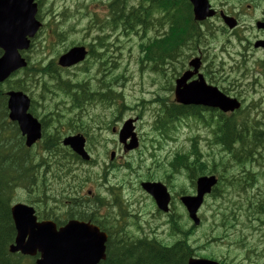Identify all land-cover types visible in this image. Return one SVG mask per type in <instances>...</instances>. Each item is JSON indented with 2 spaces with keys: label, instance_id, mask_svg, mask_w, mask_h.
I'll list each match as a JSON object with an SVG mask.
<instances>
[{
  "label": "flooded vegetation",
  "instance_id": "obj_1",
  "mask_svg": "<svg viewBox=\"0 0 264 264\" xmlns=\"http://www.w3.org/2000/svg\"><path fill=\"white\" fill-rule=\"evenodd\" d=\"M186 2L191 20L189 26L185 27V31L190 32L191 36L196 34L202 37L204 44L199 46V42H196L195 45L202 62L201 73L210 85L219 87L226 95L238 96L241 101L247 99V95L257 98V103H254V113L262 115L264 120V0H206L205 10L211 9L213 12L201 20L195 18L193 4L188 0ZM193 39H196V36ZM204 55L206 57L203 58ZM217 57L220 60L217 61L218 64H214V59ZM194 75L189 80L197 76V74ZM244 105L245 108L249 106L248 103ZM243 111L251 112L250 109H243ZM136 132L140 142L145 140V134L142 133L138 124ZM262 137L260 134L259 138ZM149 143L153 145L148 151L149 155L154 156L160 148H155L156 140ZM167 160L117 159L115 156L103 159L93 157L88 163L101 164L107 170V173L104 172L103 176L98 177L95 191L91 189L84 191L88 179L84 163L80 164L82 171L79 173L75 171L73 165L72 173H63L59 177L62 187L67 184L62 190L68 196L65 198V208L75 209L80 216L79 219L90 221L102 230L106 225H111L119 227L120 232L115 233H144L147 222L149 224L156 222L161 212L140 184L141 182H160L173 193L172 181L166 179L168 177ZM171 160L179 176L169 175V178H179L175 183L181 181L183 174L187 178L193 175V162L187 159ZM186 160L190 162L189 166L183 165L187 162ZM214 160L217 159H209V165L212 168L215 167ZM218 160L221 161L218 168H222L225 175L223 179L216 175V186L220 185V180L222 182L218 192L237 195L252 194L253 187L257 183L255 170L258 168L254 162L258 159H247V162L243 164L240 162L242 159ZM118 168L124 171V177L115 183L110 182L107 175L115 174L113 170ZM81 175H83L81 183L80 179L74 180V177ZM237 181L241 182L237 183ZM129 182L137 185L144 203L147 202L152 209L140 207L137 200L127 191ZM259 194L261 192H258L256 196ZM65 216L68 217L67 214ZM105 231L109 238L112 237L110 230Z\"/></svg>",
  "mask_w": 264,
  "mask_h": 264
},
{
  "label": "rangeland",
  "instance_id": "obj_2",
  "mask_svg": "<svg viewBox=\"0 0 264 264\" xmlns=\"http://www.w3.org/2000/svg\"><path fill=\"white\" fill-rule=\"evenodd\" d=\"M112 0H44L42 4L43 9V19L50 20V15L53 13V18L56 20L61 18V14L64 13V10L75 12L80 10L78 14H74L75 18H80L77 21L72 20L73 23L76 24L75 28L80 29L79 32L74 35L70 40L66 43L69 45L72 42H80L86 41L89 43L97 44L96 37L98 35H105L110 32V27L107 24L108 19L110 18V7L109 4ZM86 11V13L84 12ZM58 15V17H57ZM58 18V19H57ZM51 28H46L39 37H37L36 42L34 44L33 50L29 52L31 60L33 61L35 68H41L45 66L52 58H56L58 52H55V49L52 48L50 44L51 40H55L51 32ZM50 30V32H47ZM120 35V33H119ZM126 38L119 39L118 43L122 44L125 41V46L122 48L124 56L122 58H118L120 64H127L129 65L126 71V76L129 74V79L124 81L123 86V94L125 96V101L132 105L131 100L134 96L140 94V85L139 82L143 79V76L138 73L137 67L134 66L135 57L137 54V47L133 44L135 38L132 36L130 39H127L126 35H123ZM107 39H111V41L115 40V34L110 36H106ZM114 43V41H113ZM65 46V44H64ZM62 47V46H58ZM103 53H105L106 57V47L101 49ZM114 54V51H113ZM118 56V53L115 54ZM108 66H104L105 71L107 70ZM117 68V67H116ZM86 69V67H85ZM176 69L180 70V66L178 61H171L167 66V74L169 77H172L176 74ZM89 70V69H88ZM124 71V69H122ZM178 70V71H179ZM104 71V70H103ZM181 71V70H180ZM66 72V71H65ZM67 72L70 73L71 76L77 77L79 75V69L70 68ZM109 72V71H108ZM64 77L68 76L66 73L63 72ZM98 77L99 84L103 75L102 73H95ZM72 79V78H70ZM76 80V79H72ZM6 84V83H5ZM145 88L144 90L147 91L149 88L147 83L142 84ZM54 90L55 93L51 94L52 99H42L41 104L39 105V110L42 113H47V116L42 115L41 117L45 119L47 122V129L50 133V136L57 135L60 138H63L70 134H75L76 132L85 131L83 133L86 136V148L90 152L91 156L94 158L103 159L109 156L110 151L115 152V158L117 159H154L157 156H160L158 150L155 157L149 155V150L152 148L149 141L147 140L149 136V124L147 121H142L140 124V129L144 135V139L139 142V147L134 150L123 151L122 145L118 141L117 135L112 131V126L116 121H120L121 119H125L128 116L134 115L135 111L126 110L125 112H120L119 116L115 106H104L98 100H90L87 99L82 102V106H76L73 99L65 94L64 92ZM80 98V93L77 95ZM40 97V96H39ZM41 98V97H40ZM247 101L245 103L250 104L253 101H257V98L247 95ZM118 116V117H117ZM50 118L51 121H50ZM58 118V121L56 120ZM145 119L147 117L145 116ZM261 120H263V116L261 115ZM264 122V120H263ZM51 124V126H50ZM252 125L255 124L252 122ZM57 126L55 130L51 127ZM77 128H80V131H74ZM255 129V128H254ZM207 135L209 134L208 128H206ZM187 134L191 135L190 127L183 129L179 132V139L178 143H167L164 146V150H169L167 153L165 151H161V154L165 155L161 158L156 159H167L170 152L178 148L179 145H188L187 141ZM250 139H253L252 137ZM199 140H204L200 139ZM206 142V141H205ZM204 141H200V147L205 152L208 153L211 151L205 145ZM264 144V143H263ZM59 150L62 152L61 144L58 146ZM41 150V147L38 146L35 151ZM51 157V152H48ZM60 154V153H59ZM45 156L46 153H45ZM67 159V158H66ZM264 159V153L261 157ZM44 160H52L44 159ZM84 169L88 174V180L85 184L84 191L93 190L95 191L97 188V181L99 176H103L104 172L107 173L106 167H103L101 164L95 163H84ZM40 171L43 170V166L39 167ZM49 171L47 174L52 178L49 179V191L54 192L62 187L61 180H57L53 177L52 172V165L48 167ZM74 169L77 173L82 171L81 165L78 163L74 164ZM115 174H108L107 177L110 182H117L118 179L123 178L124 171L120 168L113 170ZM60 174V173H58ZM248 175V174H247ZM175 180V179H174ZM63 183V182H62ZM65 186L67 184H64ZM175 185V184H174ZM64 186V188H65ZM176 186V185H175ZM129 189L127 190L131 196L140 204V207L143 209H152V206H148V203H144V199L141 198L140 190L138 189L137 185L132 182L128 183ZM184 187L190 188L189 183L187 182ZM178 189L179 187L176 186ZM264 178H262L261 182H257L253 187L252 194L261 192L259 196L264 197ZM17 196L23 197L31 202L34 201L35 197L25 188L17 187L16 190ZM86 193V192H85ZM233 201L237 202L238 200ZM233 206L232 203L229 202H217L212 197H207L205 202L201 207V211L203 212L204 216H209L211 213L217 214L219 209L225 211L227 207ZM177 212L182 215L183 219L180 220L179 224L185 228H189L191 223L188 219L184 216L183 210L177 206ZM165 216L161 217V221H165ZM257 217H253L252 219H256ZM151 227H155L153 230H157L158 241L160 242H172L174 241L177 236L179 235L178 230H170L168 229L167 225L165 226H158L156 228L155 222H150ZM255 225H258L257 223ZM216 227H211L210 223H202L197 229L190 230L193 231L192 234L189 236V240L187 243L190 245L192 249V254L195 256L204 255V254H214L216 257L223 259L228 264H249L245 260L244 250L245 247L242 246L240 243V239L237 236L239 233V228L237 224L234 225H227L226 232L222 233L221 235L216 234ZM179 231H184V229H179ZM259 230H254L252 233L255 239V245H257L256 251L261 250L262 244L257 243L261 240V238L257 235ZM152 235H150V238ZM239 248V249H238ZM249 257V254L247 255ZM251 264H264V257L258 260L257 257H252ZM257 260V261H256Z\"/></svg>",
  "mask_w": 264,
  "mask_h": 264
},
{
  "label": "trees",
  "instance_id": "obj_3",
  "mask_svg": "<svg viewBox=\"0 0 264 264\" xmlns=\"http://www.w3.org/2000/svg\"><path fill=\"white\" fill-rule=\"evenodd\" d=\"M118 5L120 15L117 9L112 10V18L107 21L108 26H114L120 23V26L128 30V32L135 30L137 27H141L144 32H147L149 28H158L166 24V32L161 36H154L148 41L138 44V61L140 63L148 62L157 67L165 60H172L177 55L178 47L188 43L193 37V35H189L190 32L185 31V27L189 26L191 20L186 0H138V5L133 6V10L126 12L124 11L123 5ZM63 12L61 15L65 16L66 11ZM48 26H50L49 23L43 24L41 32ZM59 27L70 28V30L73 28L72 25H60ZM27 59L28 62L31 61L30 58L27 57ZM85 65H90V62H85ZM22 71L23 73L20 77H14L17 74L14 73L12 74V76L14 75L12 79L9 78L5 81L7 88L26 91L28 90V86H30L28 85V81L32 84L36 72L40 71L42 74H48L46 67L35 68L29 66V64ZM47 82V79L44 78L41 83L42 91L44 92L50 90ZM55 85L66 91L70 88L67 84H65L66 86L60 83ZM79 86L78 84L74 85L75 89L70 94L75 95L77 90L80 89ZM4 89V85L0 84V264H34L33 260L28 256L22 255L19 252H9L8 247L13 242L15 236V228L10 216V204L12 202L14 188L20 183H30V181L38 178L36 172L37 167L40 165L46 167L48 161L44 159H32L34 153H30L31 150L24 148L22 145L16 124L7 119ZM117 95L121 96L120 94ZM73 101L77 106L81 103V99L78 96ZM174 107L175 104L173 101L168 100V109L165 110V116L164 110L161 108L160 115L163 114L165 117L162 118L165 125L166 118H169L168 124H171L172 120L177 118L175 112L172 111ZM162 119L160 118L159 125H163ZM224 124L218 126L217 129V132L219 131L222 134L219 137L217 136L219 140H222L224 135H231L234 130L233 122H225ZM169 133L170 126L166 128V137H169ZM41 145L45 150L57 149L59 141L57 137L49 140L48 138H43ZM191 148V152L196 155L194 159H198L196 167L193 168V174L197 173V176L210 173L221 174V171L217 167L205 166V163L200 159L207 158L203 157L204 155L197 150L195 145H191ZM229 148L231 147L229 146ZM63 152L71 154L65 149ZM181 156L185 158L187 154L185 153ZM40 181L43 182L44 178L42 177ZM214 192V195L217 196L218 191L215 190ZM40 193L43 196L45 195L43 189H41ZM222 198L224 197L222 196ZM233 198L241 201L235 203L233 206L227 207L225 211L219 209L217 214L212 215V220L209 223L211 227H216L217 235L226 232L227 225H234L236 223L238 226L241 224L245 230H249L253 225L244 217H247L250 212H256L263 218L264 197H261L259 200L252 199L247 195H239ZM215 200L218 202L217 199ZM221 202L229 201L224 200L223 202L222 200ZM239 234L245 241L248 239V236H245L244 232L239 231ZM262 239L264 241V238ZM123 244L107 245V256L98 264H186L187 258L192 255L191 247L185 241L180 240L171 245L167 243L160 244V242H130L129 244ZM249 248L251 249L250 246L245 245L246 250ZM251 250L256 252V249Z\"/></svg>",
  "mask_w": 264,
  "mask_h": 264
},
{
  "label": "water",
  "instance_id": "obj_4",
  "mask_svg": "<svg viewBox=\"0 0 264 264\" xmlns=\"http://www.w3.org/2000/svg\"><path fill=\"white\" fill-rule=\"evenodd\" d=\"M194 5L195 18L203 19L212 11L205 10L206 0H190ZM36 3L33 0H0V82L9 76L14 70L26 65L25 59L19 51L27 49L30 44L29 38L34 36L40 26L35 17ZM83 46H74L62 54L58 62L61 66H70L85 56ZM191 64L197 68L196 60ZM189 73L177 79L176 100L197 104H212L214 100L223 110H233L238 107L234 99L220 94L214 88L206 87L200 78L190 83L187 87L180 85ZM8 116L18 123L22 135H26L25 143L32 144L40 137L41 127L36 118L27 112L29 106L28 97L21 91L7 92ZM130 121L126 122L119 131V140L125 144L126 149L137 145L132 133ZM131 135V140L126 143V138ZM63 143L69 145L76 153L84 158L88 154L84 150V138L80 134L68 136ZM214 183V178L200 177L197 181L198 194L195 197H187L185 204L191 215L194 216V202L197 206L202 195L207 192ZM155 196L158 205L164 206L167 200L165 194H161L159 184L149 188L143 184ZM33 208L24 204H15L11 207V215L16 229L14 244L11 251H20L23 254L33 255L40 252L41 258L37 264H97L104 258L105 234L97 227L88 223L69 221L65 226L56 230L51 221H36ZM187 264H219L205 258H189Z\"/></svg>",
  "mask_w": 264,
  "mask_h": 264
},
{
  "label": "bare ground",
  "instance_id": "obj_5",
  "mask_svg": "<svg viewBox=\"0 0 264 264\" xmlns=\"http://www.w3.org/2000/svg\"><path fill=\"white\" fill-rule=\"evenodd\" d=\"M132 19V18H131ZM144 20V19H143Z\"/></svg>",
  "mask_w": 264,
  "mask_h": 264
}]
</instances>
